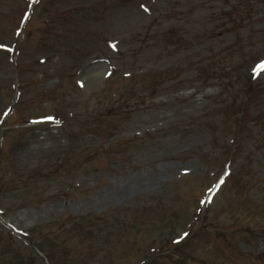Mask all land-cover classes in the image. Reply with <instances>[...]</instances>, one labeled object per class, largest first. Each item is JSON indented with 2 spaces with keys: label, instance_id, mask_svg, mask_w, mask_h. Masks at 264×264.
Wrapping results in <instances>:
<instances>
[{
  "label": "rangeland",
  "instance_id": "374dc122",
  "mask_svg": "<svg viewBox=\"0 0 264 264\" xmlns=\"http://www.w3.org/2000/svg\"><path fill=\"white\" fill-rule=\"evenodd\" d=\"M32 1L0 0V264H46L25 239L264 264V0H36L23 25Z\"/></svg>",
  "mask_w": 264,
  "mask_h": 264
},
{
  "label": "snow or ice",
  "instance_id": "6c2138e0",
  "mask_svg": "<svg viewBox=\"0 0 264 264\" xmlns=\"http://www.w3.org/2000/svg\"><path fill=\"white\" fill-rule=\"evenodd\" d=\"M141 7H143V5H141ZM145 10H147V9H145ZM262 69H264V61H261L259 64H257L256 67L253 69V72H257V71L262 70ZM48 119H51V117H49Z\"/></svg>",
  "mask_w": 264,
  "mask_h": 264
}]
</instances>
